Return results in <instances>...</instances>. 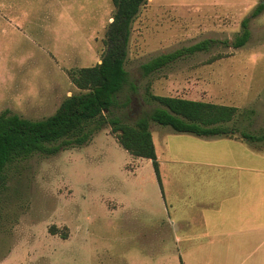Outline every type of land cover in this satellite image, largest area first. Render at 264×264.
Returning a JSON list of instances; mask_svg holds the SVG:
<instances>
[{
    "label": "rangeland",
    "instance_id": "1",
    "mask_svg": "<svg viewBox=\"0 0 264 264\" xmlns=\"http://www.w3.org/2000/svg\"><path fill=\"white\" fill-rule=\"evenodd\" d=\"M148 1L132 23L125 63L135 92L129 90L130 104L116 114L134 122L152 109L145 94L149 87L157 96L236 107V128L263 134L264 9L256 17L251 14L264 1ZM113 13L111 0H0V113L41 120L77 93L69 72L101 59ZM245 18H250V38L235 49L232 43ZM209 39L226 43L142 75L140 66L151 58ZM149 126L163 174L176 171L171 160L185 162L197 145L206 146L192 135ZM206 144H218L230 155L243 150L228 139ZM5 175L0 264L226 262L223 252L209 259L205 251L203 260L198 253L182 252L188 245L184 234L190 238L199 232L200 210L192 201L181 198L174 206L162 197L152 162L129 155L108 126L81 147L14 162ZM176 219L192 226L174 233L170 222ZM228 261L251 264L253 259Z\"/></svg>",
    "mask_w": 264,
    "mask_h": 264
},
{
    "label": "trees",
    "instance_id": "2",
    "mask_svg": "<svg viewBox=\"0 0 264 264\" xmlns=\"http://www.w3.org/2000/svg\"><path fill=\"white\" fill-rule=\"evenodd\" d=\"M264 1V0H263ZM148 0H111L114 13L104 35L105 50L100 63L69 72L77 93L65 97L55 112L41 120H28L5 110L0 113V189L6 180V168L35 154L52 156L62 147H81L102 128L108 126L118 144L129 155L149 159L161 189L160 174L150 123L169 127L176 133L210 138L239 135L248 142H263L264 133L253 135L236 128L239 116L236 107L157 96L146 87V99L153 108L143 111L134 122L116 112L126 108L135 92L125 69L131 26ZM264 9L259 4L251 14L256 17ZM242 20L241 32L232 43L243 47L250 38L248 22ZM217 40H203L189 47L160 54L140 66L144 77L160 72L173 62L200 52H207ZM217 59V58H216Z\"/></svg>",
    "mask_w": 264,
    "mask_h": 264
},
{
    "label": "crops",
    "instance_id": "3",
    "mask_svg": "<svg viewBox=\"0 0 264 264\" xmlns=\"http://www.w3.org/2000/svg\"><path fill=\"white\" fill-rule=\"evenodd\" d=\"M197 138L206 146L197 145L185 162L171 160L174 174H163L156 157L162 197L172 205L181 198L183 202L192 201L200 210L199 232L190 238L184 234L188 245L182 252L198 253L201 260L206 257L205 251L209 259L218 256L213 253L223 252L226 262L222 264H230L228 260L234 258H251V264H264V146L257 145L264 141L252 143L239 135ZM219 139L237 141L243 150L230 155L218 144H206ZM183 170L187 174H182ZM170 223L177 229L174 233L192 226L190 221L180 219Z\"/></svg>",
    "mask_w": 264,
    "mask_h": 264
}]
</instances>
